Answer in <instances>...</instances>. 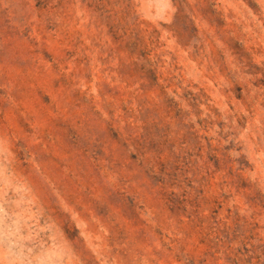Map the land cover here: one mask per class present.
Listing matches in <instances>:
<instances>
[{
  "label": "rangeland",
  "instance_id": "374dc122",
  "mask_svg": "<svg viewBox=\"0 0 264 264\" xmlns=\"http://www.w3.org/2000/svg\"><path fill=\"white\" fill-rule=\"evenodd\" d=\"M217 151L264 195V0H0V264H226Z\"/></svg>",
  "mask_w": 264,
  "mask_h": 264
},
{
  "label": "trees",
  "instance_id": "16d2710c",
  "mask_svg": "<svg viewBox=\"0 0 264 264\" xmlns=\"http://www.w3.org/2000/svg\"><path fill=\"white\" fill-rule=\"evenodd\" d=\"M134 33V32H133ZM126 45V44H125ZM125 49H133L140 51L141 54L145 53L142 40L138 35L134 37L133 42L124 46ZM152 64L146 62L144 69L149 72L152 71ZM121 137V136H120ZM126 141V139L124 138ZM146 139L134 138L130 139L129 146L137 152L140 157L141 165L146 168V172L150 173L155 184L160 186L162 194L169 200H172L177 194V190L182 188L181 182L184 176L182 166H174L165 162L162 155L159 153H152L146 146ZM228 153L219 156V151L216 155L217 172H224L231 177H236V180L229 181L225 179L221 183V194L217 197L218 210L222 209L225 205L230 206L228 219H234V227H225L222 222H218V251L219 260L225 261L226 264H264V245L257 246L253 243L255 237L253 235L246 236V233L241 229L244 226H251L252 229H257L261 226V222L251 224L241 223L240 209L237 205L233 204L237 195L243 194L249 203L264 209V195L256 189L248 179L244 178L240 172H244L248 168V164L243 161L244 156L236 162L240 163L237 170L233 168L222 169V166H227L230 162ZM153 159V164L151 163ZM158 167L160 169L158 170ZM235 173V174H234ZM228 244L227 247L222 246Z\"/></svg>",
  "mask_w": 264,
  "mask_h": 264
}]
</instances>
